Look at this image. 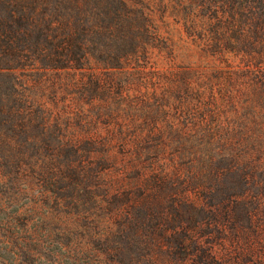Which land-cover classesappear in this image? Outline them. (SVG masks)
<instances>
[{
  "label": "rangeland",
  "instance_id": "1",
  "mask_svg": "<svg viewBox=\"0 0 264 264\" xmlns=\"http://www.w3.org/2000/svg\"><path fill=\"white\" fill-rule=\"evenodd\" d=\"M140 1L143 15L150 14L153 26L145 31L149 47L134 58H109L112 69L95 61L86 65L94 68L101 82L107 77L112 80V88L99 92L101 100L95 102L106 111L90 122L72 115L74 98L83 92L77 84L55 92L45 84L30 94L21 84L37 75L15 72L16 94L9 99V86L0 79L3 107H21L24 96L20 94H29L39 104L32 112H48L42 121L0 124V140L7 142L6 151L0 149V264H86L88 258L80 251H87L92 260L105 259L113 247L128 245L125 251L133 252L132 238L138 235L142 240H156L154 264H178L186 257L189 264L190 260L201 264L202 254L190 248V238L209 248L220 264H234L233 259L264 264V144L257 143L264 141V95L256 99L254 114L248 117L252 98L244 92L251 89L252 77L234 74L217 79L219 73L243 67L249 58H264V35L260 39L251 33L243 41L239 31L240 27L253 29L258 13L264 22V0H150L153 8L149 10L148 0ZM110 46L119 55L128 50L125 42L114 41ZM201 72L210 75L214 86L230 84L236 104L243 108L235 119L241 135L240 147L231 140L232 158L217 151L215 143L195 156L181 148L196 139L185 110L190 94L183 85L169 90L165 85ZM66 113L72 117L68 121ZM227 121L231 122H223ZM120 124L146 133V146L152 151L137 160L136 168L122 160L127 157L117 138H112L113 163L100 153L88 154V149L110 139ZM152 126L162 131L157 133ZM67 140L78 141L73 146L77 151L62 145ZM178 142H183L180 149ZM66 160L86 171L89 166L90 173L101 174L102 180L66 187ZM163 168L166 175L152 173ZM137 173L141 178L133 181ZM223 210L228 213L226 219H222ZM248 218L257 232L239 244L228 237L222 240L215 232L214 224L224 222L226 229L237 221L245 226ZM169 236L183 239L185 249H179Z\"/></svg>",
  "mask_w": 264,
  "mask_h": 264
},
{
  "label": "trees",
  "instance_id": "2",
  "mask_svg": "<svg viewBox=\"0 0 264 264\" xmlns=\"http://www.w3.org/2000/svg\"><path fill=\"white\" fill-rule=\"evenodd\" d=\"M142 3L140 0H0V79H5L9 86V99L10 95L16 94L14 91L18 84L15 81L18 77L15 72H26L27 77L28 75H37V79L31 80V82L27 78L22 82L21 85L27 93L32 94L36 92V89L44 87L45 84L47 88H54L53 92L58 89L69 90L79 85L83 92L80 97L74 98L72 115L89 122L99 116L105 107L95 105V102L101 100L98 98L101 95L99 92H105L106 88L107 90L112 88V80L110 81V78L107 77V81L101 82V78L96 75L94 68H87L86 65L95 61L94 63H100L105 68L112 69V66H109L112 64L109 58H134L138 53L147 50L149 45L144 42L147 40L145 31L147 26H153L150 24V14L144 13L145 15H143ZM146 3L145 6L148 10L153 8L152 1L148 0ZM245 16L249 15L245 14ZM261 18L262 13H258V17L254 19L256 26L253 29L249 27L239 28L241 40L245 41L251 33L261 39L264 35V22L260 20ZM257 24H260V27ZM114 41L117 43L125 42L128 50L125 52V48L123 54L119 55L118 49L110 46V43ZM95 58H108V60H96ZM118 63L116 60V64ZM235 70L236 72H232ZM235 70L219 73L217 79L221 80L224 75L226 78H230L234 74L246 78L252 77L251 89L249 87L244 92V96L247 94V97L252 98L247 107L250 111L249 117L254 114L252 109L256 99L264 95V58H249L243 67H236ZM107 75L110 74L107 72ZM41 76H45L42 78L44 80L41 79ZM38 79L40 80L38 81ZM179 80L181 81L169 86L165 85V89L169 90L172 86L176 89L182 88L183 85L184 92L187 95L190 94V99L186 100L185 110L191 121L192 136L196 139L184 147L181 144L183 142H178V148L180 149L182 146L181 148L186 153L195 156L206 153L210 150L209 145L215 143L218 145L217 151H222L223 154L232 158L235 151L231 140L235 139L233 144L238 147L240 145L238 138L241 135L239 131L241 128L238 123L236 124L235 119L239 118L240 109L242 111L243 108L236 104L235 96L229 89L230 84H226L224 88L218 82L219 85L214 86L210 75H205L202 72L198 73L197 76H193L192 73L179 77ZM206 90L208 91L207 95H205ZM20 96H24L22 98L24 103L17 108H13L11 105L10 107H3L2 99H0V118H2L0 124L18 122L17 125H25L30 124V121L36 118H39L40 121L44 119L43 113L47 114L48 112L42 110H36L37 114L32 112V109L37 106L39 108L36 98L29 94H20ZM262 99L264 101V97ZM13 100L14 97L11 101ZM224 102L229 103L227 104L229 107L225 108ZM66 116L69 117H64L66 121L72 118L68 113ZM225 119H230L231 122H223ZM150 128L156 129L157 133L162 131L157 126ZM215 135L218 137L217 141H210V136L215 137ZM112 138L118 139L122 148L121 153L127 157V159L122 160L132 168L137 167L136 162L141 159L142 155L152 151L150 147L146 146L148 142L145 139L144 130L136 126H129V124H120L110 139H105L97 145L88 140L97 148L88 149V154L94 156V154L100 153L104 159L113 163L116 157L110 153ZM6 143L4 140H0V149L6 151V148L3 147ZM257 143L264 144V141L260 140ZM76 144L78 141L67 140L62 145L73 148ZM8 148L12 150L10 146ZM45 149L49 150L48 148ZM73 149L77 151L76 148ZM207 156H209L208 153ZM71 162V160H66L64 164L65 174L68 177L64 181L66 187L69 185L76 187L86 181L91 183L102 180L101 174L90 173L89 166L87 167L88 171H86L87 169L83 167L73 166ZM124 165L126 166V164ZM164 169L160 170L159 173H152L160 175L164 172L163 174L166 175ZM139 178H141V174L137 173L133 181ZM227 217V211L223 210L222 219ZM213 218H217V216ZM245 222V226L239 225L237 221L229 223L230 225L226 229L223 226L224 222L219 223V226L214 224L215 232L222 235V238L220 237L222 240L228 237L233 239L235 244H239V240H248L250 233L255 235L257 232L249 218L248 220L245 219ZM167 239L174 241L179 249L184 250L186 247L183 245L185 243L183 239H175L171 236ZM132 240L135 242L133 252L127 253L129 246L126 245L122 248L113 247L114 250L106 255L105 259L95 257L96 261L92 260L87 251H80L81 256L88 258L86 264H144V261L145 264H154L152 256L157 253L159 248L156 240L152 237L148 240L145 238L142 240L140 235L132 238ZM188 243L190 248L197 249L202 254L198 258L201 264H220L218 259L210 253L209 248L201 247L192 238L189 239ZM137 244L141 249L136 247ZM142 249H146L147 252ZM180 261L181 263L178 264H189L187 257L180 259ZM233 262L234 264H241L236 259H233ZM190 264H193L192 260H190Z\"/></svg>",
  "mask_w": 264,
  "mask_h": 264
}]
</instances>
